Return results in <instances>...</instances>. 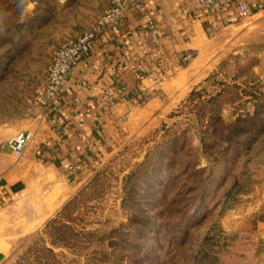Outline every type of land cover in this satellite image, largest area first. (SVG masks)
Here are the masks:
<instances>
[{
	"label": "rangeland",
	"instance_id": "374dc122",
	"mask_svg": "<svg viewBox=\"0 0 264 264\" xmlns=\"http://www.w3.org/2000/svg\"><path fill=\"white\" fill-rule=\"evenodd\" d=\"M111 5L0 0V159L54 51ZM192 71L164 107H137L61 215L0 204V264H264V10L218 31Z\"/></svg>",
	"mask_w": 264,
	"mask_h": 264
},
{
	"label": "crops",
	"instance_id": "0c3cea01",
	"mask_svg": "<svg viewBox=\"0 0 264 264\" xmlns=\"http://www.w3.org/2000/svg\"><path fill=\"white\" fill-rule=\"evenodd\" d=\"M243 1L252 15L264 10V0ZM240 20L237 0H145L143 12L127 13L120 28L94 41L62 94L45 110L31 105L11 134L30 130L35 138L19 161L9 146L0 159V204L24 202L32 217L57 213L94 160L121 150L137 107L162 108L183 94L217 32ZM117 80L130 97L105 109L89 86Z\"/></svg>",
	"mask_w": 264,
	"mask_h": 264
},
{
	"label": "built area",
	"instance_id": "2783aa9c",
	"mask_svg": "<svg viewBox=\"0 0 264 264\" xmlns=\"http://www.w3.org/2000/svg\"><path fill=\"white\" fill-rule=\"evenodd\" d=\"M237 1L241 19L250 17L252 12L247 4L243 0ZM144 3L145 0H112V5L88 31L61 43L52 55L47 72L46 86L37 91V94L28 100V103L37 104L45 110L55 98L62 94L68 77L74 72L81 59L90 53L94 41L110 29L120 28L127 13L143 12ZM190 58L189 55L183 56L182 62L187 63ZM89 87L92 92L98 94V100L105 109L127 100L131 94L122 80L114 81L111 84H92ZM34 138L35 133L33 131L22 130L8 140V146L16 161L23 158Z\"/></svg>",
	"mask_w": 264,
	"mask_h": 264
},
{
	"label": "trees",
	"instance_id": "16d2710c",
	"mask_svg": "<svg viewBox=\"0 0 264 264\" xmlns=\"http://www.w3.org/2000/svg\"><path fill=\"white\" fill-rule=\"evenodd\" d=\"M237 120L242 121V123H244V122L246 121V120L241 119V118H240V119H237ZM72 200H73V199H72ZM70 203H71V200L68 201V202L62 207V209H61L56 215H61L62 212L64 211V209H65ZM53 220H54V219L52 218V220H50L48 224L50 225V222L53 221ZM48 224H47V225H48ZM50 251H51V250H50Z\"/></svg>",
	"mask_w": 264,
	"mask_h": 264
}]
</instances>
